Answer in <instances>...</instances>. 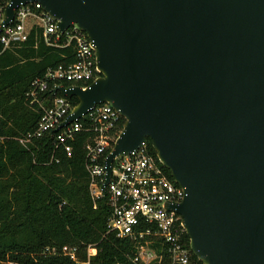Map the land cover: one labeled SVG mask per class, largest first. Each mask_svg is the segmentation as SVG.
<instances>
[{"label": "water", "instance_id": "obj_1", "mask_svg": "<svg viewBox=\"0 0 264 264\" xmlns=\"http://www.w3.org/2000/svg\"><path fill=\"white\" fill-rule=\"evenodd\" d=\"M33 2L59 32L86 33L100 71L86 88H55L77 99L61 126L104 102L124 119L104 185L149 138L184 189L166 207L195 258L264 264V0H8L2 24Z\"/></svg>", "mask_w": 264, "mask_h": 264}, {"label": "trees", "instance_id": "obj_2", "mask_svg": "<svg viewBox=\"0 0 264 264\" xmlns=\"http://www.w3.org/2000/svg\"><path fill=\"white\" fill-rule=\"evenodd\" d=\"M57 41L59 45L47 43L42 28L33 26L23 42H0V260L76 264L42 251L47 246L77 245L80 260H85V247L93 243L99 251L91 264H131L127 255L134 252L133 242L105 234L108 206L100 200L93 207L83 149L88 133L82 131L69 141L70 155L55 147L48 133L24 144L18 140L34 131L39 118V108L30 106L26 96L31 82L48 68L74 61L73 46L62 45V35ZM69 101L77 103L75 97ZM123 124L121 118L119 129ZM146 148L174 181L149 138ZM184 238L189 248L185 232ZM191 258L202 264L192 252Z\"/></svg>", "mask_w": 264, "mask_h": 264}, {"label": "built area", "instance_id": "obj_3", "mask_svg": "<svg viewBox=\"0 0 264 264\" xmlns=\"http://www.w3.org/2000/svg\"><path fill=\"white\" fill-rule=\"evenodd\" d=\"M7 3L8 0H0V42L4 46L25 41L30 29L38 26L42 28L47 43L59 45L57 40L62 35V45H72L75 50L73 62L48 68L42 77L31 82L26 96L30 106L39 108V118L34 131L18 139L20 143L48 133L53 137L55 147L61 146L70 155L72 145L69 141H74L78 133L86 131L88 136L83 149L93 207L101 200L109 209L105 234L111 233L133 242L134 252L127 255L131 264H160L163 260L166 264H197L185 243L182 217L166 207L167 204L181 202L184 189L168 178L156 158L148 152L146 144L128 155L116 157L109 181L104 185L105 153L112 148L121 130L119 123L123 117L117 109L108 102L96 104L83 118L61 126L73 105L55 88L58 85L86 88L100 76L92 41L75 23L59 32L57 19L45 12L39 2L19 6L12 21L2 24ZM30 17L37 21L29 24ZM51 35H55L53 40ZM98 249L97 244L86 245L85 260H80L77 245L47 246L42 253L61 255L76 264H91ZM0 264L21 263L5 259L0 260Z\"/></svg>", "mask_w": 264, "mask_h": 264}, {"label": "rangeland", "instance_id": "obj_4", "mask_svg": "<svg viewBox=\"0 0 264 264\" xmlns=\"http://www.w3.org/2000/svg\"><path fill=\"white\" fill-rule=\"evenodd\" d=\"M36 21H37V19H35V18H33V17L28 18V23H29V24H31V23H33V22H36Z\"/></svg>", "mask_w": 264, "mask_h": 264}]
</instances>
